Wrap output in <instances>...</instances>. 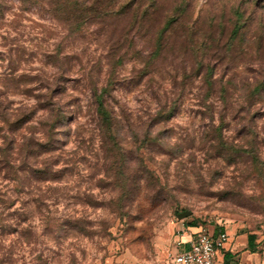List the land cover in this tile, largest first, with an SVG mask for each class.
Instances as JSON below:
<instances>
[{"label":"rangeland","instance_id":"obj_1","mask_svg":"<svg viewBox=\"0 0 264 264\" xmlns=\"http://www.w3.org/2000/svg\"><path fill=\"white\" fill-rule=\"evenodd\" d=\"M59 1L0 0V264H167L183 222L262 228L264 0Z\"/></svg>","mask_w":264,"mask_h":264},{"label":"crops","instance_id":"obj_2","mask_svg":"<svg viewBox=\"0 0 264 264\" xmlns=\"http://www.w3.org/2000/svg\"><path fill=\"white\" fill-rule=\"evenodd\" d=\"M178 225V231L184 229V236H176V244L187 242L189 235L197 234L202 231L204 226L197 228H188V222ZM209 227V226H208ZM206 228V227H205ZM211 228V229H210ZM209 231L218 236L220 233L226 232L229 236V242L225 249L219 252L216 264H264V226L257 229H249L240 222H224L209 227ZM182 245L174 248V250H182Z\"/></svg>","mask_w":264,"mask_h":264},{"label":"trees","instance_id":"obj_3","mask_svg":"<svg viewBox=\"0 0 264 264\" xmlns=\"http://www.w3.org/2000/svg\"><path fill=\"white\" fill-rule=\"evenodd\" d=\"M62 1H64L65 4H69L70 2H75L76 3L75 5L78 4L76 0H60L59 2H62ZM98 2L101 3L100 0ZM96 3H97V0H96ZM107 3L109 4V2ZM90 11L91 10H89V13ZM62 12H63L62 15L66 16L67 20H71V23L72 22L77 23V24H70V23L68 24L70 25V28H72V30H76L77 28H79V25L81 23H85L86 22L85 20H87L86 16L82 18V13H83L82 9L78 10L73 7V10H64ZM112 14L113 12L107 9L106 6H104V10H103L99 8V5H98L97 8L95 7L92 9V15H93L92 21L96 15L99 17H112L114 15ZM164 32L165 30L160 32L159 34L160 40L162 39L161 35H163ZM114 86H115V79L114 77H112L110 78V81L107 82L104 88H102L101 90L95 89L93 92L95 112L98 117V123L100 126V130H101L100 132H101L102 138L105 139L107 143L109 142V143H112L113 145L115 144V140H116L115 119L112 115V112L109 110L107 99L110 98L112 91L114 89ZM200 225L204 226L200 224L198 221H193V222L188 223V228H197ZM203 229H206L205 226L203 227Z\"/></svg>","mask_w":264,"mask_h":264},{"label":"built area","instance_id":"obj_4","mask_svg":"<svg viewBox=\"0 0 264 264\" xmlns=\"http://www.w3.org/2000/svg\"><path fill=\"white\" fill-rule=\"evenodd\" d=\"M184 234V229L178 231L179 237ZM228 242L226 232L214 236L209 230L202 229L197 234H190L187 242L176 244L178 247H185L168 253L167 264H216L219 252L225 249Z\"/></svg>","mask_w":264,"mask_h":264},{"label":"water","instance_id":"obj_5","mask_svg":"<svg viewBox=\"0 0 264 264\" xmlns=\"http://www.w3.org/2000/svg\"><path fill=\"white\" fill-rule=\"evenodd\" d=\"M192 216V212L184 211L177 215L178 220L182 221Z\"/></svg>","mask_w":264,"mask_h":264}]
</instances>
